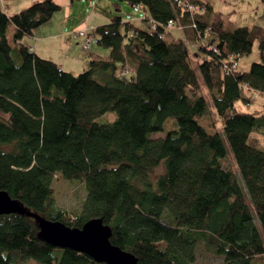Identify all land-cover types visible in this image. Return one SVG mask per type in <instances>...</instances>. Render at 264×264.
<instances>
[{
    "label": "trees",
    "instance_id": "1",
    "mask_svg": "<svg viewBox=\"0 0 264 264\" xmlns=\"http://www.w3.org/2000/svg\"><path fill=\"white\" fill-rule=\"evenodd\" d=\"M122 2L143 7L141 24L115 15L98 25L90 33L107 52L78 74L24 41L59 3L0 5V190L71 227L101 218L138 264H192L199 244L222 264H263L264 149L251 133H264V108L235 102L244 87L264 92V25L229 26L210 0H116L117 11ZM256 41L259 60L232 68ZM209 98L223 135L201 121ZM110 111L114 121L97 120ZM57 174L85 184L79 214L56 206ZM38 233L30 215H0V264H107Z\"/></svg>",
    "mask_w": 264,
    "mask_h": 264
},
{
    "label": "rangeland",
    "instance_id": "2",
    "mask_svg": "<svg viewBox=\"0 0 264 264\" xmlns=\"http://www.w3.org/2000/svg\"><path fill=\"white\" fill-rule=\"evenodd\" d=\"M8 5H6V10L10 14H15L20 10L30 6L32 1L27 0H7ZM55 1V0H54ZM62 6V9L57 12L51 24L55 25L58 28L60 23L66 22L67 30L73 32L78 29H89L90 32H94L95 28L98 25L108 23L110 19L119 15L127 20H134L135 22L141 24V18L144 15L143 10L140 12H135L134 7L126 2L121 3V11H117L114 5L116 0H56ZM216 11L222 12L224 18L229 26H242L253 24L263 25L264 24V2L262 0H210ZM37 2V1H36ZM1 5V3H0ZM9 6V7H7ZM10 10V11H9ZM87 17H91L90 24L86 25L85 20ZM53 23V24H52ZM46 27V26H44ZM42 29V28H41ZM9 37L12 36V29H8ZM175 36H178L181 33L178 30L173 31ZM72 35L67 36V39L71 41L72 46L75 48L79 46V55H75V58L81 60L86 59L84 67L78 69L75 73L78 74L84 69L89 67V57L91 48L101 47L95 41L92 42L91 48L89 50L84 49L81 46L82 39H73ZM25 41V40H24ZM104 49V48H103ZM191 53L193 48L190 47ZM69 54V53H68ZM77 56V57H76ZM205 55L202 54L203 58ZM88 58V59H87ZM259 60V48L258 41L255 42L251 53L243 55L239 59V69L247 70L251 63ZM245 95L249 99V102L244 98H239L235 102V107L240 111H255L262 110L264 108V92H259V95L256 96L253 90L248 88L245 89ZM207 96L209 94L207 93ZM209 103V113L202 117V123L206 126L207 130L210 132H215L218 130L222 133V120L220 115L216 112L212 100L208 99ZM116 119V113L113 111L107 112L106 114L97 118L99 122H112ZM174 127L173 121L168 120L166 123V130H170ZM164 135V132L160 133ZM160 134L154 135V137H160ZM252 137L259 139V147L264 149V133L259 130H254L251 133ZM227 146V156L226 163L234 171H236V165L233 160V154L231 148L225 139ZM163 166L158 167L153 175L157 177L159 173L163 171ZM237 172V171H236ZM239 179L242 182L240 174L237 172ZM53 192L56 198V206L59 209L65 210L72 214H79L83 205L85 204L87 197V190L85 184L82 181H69L64 179L60 174H57L54 177L53 183ZM223 258L220 256L213 255L209 253L202 244L197 246L196 260L192 264H222ZM264 264V263H263Z\"/></svg>",
    "mask_w": 264,
    "mask_h": 264
},
{
    "label": "water",
    "instance_id": "3",
    "mask_svg": "<svg viewBox=\"0 0 264 264\" xmlns=\"http://www.w3.org/2000/svg\"><path fill=\"white\" fill-rule=\"evenodd\" d=\"M27 214L38 222V237L54 247L83 252L107 264H138L137 257L111 242L112 229L101 218L88 220L81 228L53 221L30 211L7 191L0 190V215Z\"/></svg>",
    "mask_w": 264,
    "mask_h": 264
},
{
    "label": "crops",
    "instance_id": "4",
    "mask_svg": "<svg viewBox=\"0 0 264 264\" xmlns=\"http://www.w3.org/2000/svg\"><path fill=\"white\" fill-rule=\"evenodd\" d=\"M28 1L29 0H27L26 3H28ZM30 1H32L30 2L32 4L40 0H30ZM6 5H8L7 0H6ZM51 20L43 24L39 28H37L33 35L25 38V42L32 49L38 52L41 56L54 60L64 70L75 73L78 69H81L82 67H84L86 59L80 61L79 59L75 58L76 54L79 55L78 53L79 46H77L76 48L75 46L73 47L71 41L67 39V36L69 35L73 36L74 32L81 30V29L75 30L73 32H69L67 30L66 22L60 23V26L58 25V28H56L55 25H48V24H51L50 23ZM90 20H91V17H87V19L85 20L86 25L90 24ZM253 25H257V24H253ZM84 29H87V28H84ZM106 52L107 50L103 49L102 47H94V48L92 47L89 53L92 55H99V54H105ZM246 88L248 87H244L243 93H242L244 99H248L247 96L245 95ZM248 89L253 90L251 88H248Z\"/></svg>",
    "mask_w": 264,
    "mask_h": 264
},
{
    "label": "built area",
    "instance_id": "5",
    "mask_svg": "<svg viewBox=\"0 0 264 264\" xmlns=\"http://www.w3.org/2000/svg\"><path fill=\"white\" fill-rule=\"evenodd\" d=\"M0 3H1L2 7L6 8V0H0ZM141 10H143V7L141 5L134 6V11L140 12ZM170 24L172 25V24H174V22L170 21ZM73 37L75 39L81 38L82 39V47L86 50L90 49L92 42L95 41V39H94L93 35L90 33L89 29L78 30V31L73 33ZM231 59L233 61L232 68L237 67L238 60L236 59V56L235 55L231 56ZM254 93H256V96H258V94H259L256 91Z\"/></svg>",
    "mask_w": 264,
    "mask_h": 264
}]
</instances>
